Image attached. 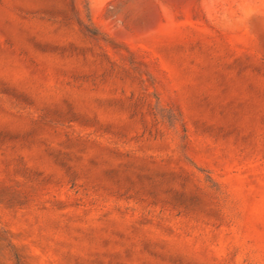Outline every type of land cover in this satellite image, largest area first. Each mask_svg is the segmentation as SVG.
<instances>
[{
  "label": "rangeland",
  "instance_id": "rangeland-1",
  "mask_svg": "<svg viewBox=\"0 0 264 264\" xmlns=\"http://www.w3.org/2000/svg\"><path fill=\"white\" fill-rule=\"evenodd\" d=\"M0 264H264V0H0Z\"/></svg>",
  "mask_w": 264,
  "mask_h": 264
}]
</instances>
